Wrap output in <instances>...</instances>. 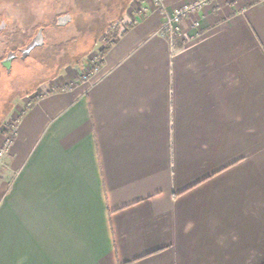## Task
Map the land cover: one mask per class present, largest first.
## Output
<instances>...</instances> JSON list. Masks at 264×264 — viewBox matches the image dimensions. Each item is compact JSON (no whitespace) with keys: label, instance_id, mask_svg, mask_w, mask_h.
Segmentation results:
<instances>
[{"label":"crops","instance_id":"crops-1","mask_svg":"<svg viewBox=\"0 0 264 264\" xmlns=\"http://www.w3.org/2000/svg\"><path fill=\"white\" fill-rule=\"evenodd\" d=\"M72 1L105 32L136 2ZM27 2L5 1L13 38ZM232 2L202 8L198 40L184 22L178 50L138 4L89 83L13 109L0 264H264V0Z\"/></svg>","mask_w":264,"mask_h":264},{"label":"rangeland","instance_id":"rangeland-1","mask_svg":"<svg viewBox=\"0 0 264 264\" xmlns=\"http://www.w3.org/2000/svg\"><path fill=\"white\" fill-rule=\"evenodd\" d=\"M5 1L7 0H0V18H3L1 12L5 10ZM135 1L134 5L127 1L124 5L123 10L126 14V17H124L126 20L125 23L122 21L123 24L120 22V25L112 24L110 26L112 31L107 32L103 31L106 26L101 27L97 24H90L89 19L87 20V25H82L85 18L78 10L74 16V22L70 26L50 27L51 18L53 19L52 23H56L58 17L74 9L72 0H59V12L56 14L57 11H55L53 15H47V13L51 12H47V8L52 5L50 0H28V2L23 5V9H28V19L24 21V23L23 21H19L22 15L21 11H17L18 14L16 15L18 16H16L15 20H18V22L16 21L15 24H17V28L20 29L18 40H15L13 36L9 34L3 36L0 41V57L6 49L15 47L17 44L30 38L33 30L35 29L34 31H36L38 27H40L39 25L46 28L48 27V45L44 49V57H42V59L38 58L40 51H35L23 66L19 64L14 65L13 74L11 76L6 73L4 67L0 63V97L4 95V90L10 86L9 84H11V89H13V91H11L12 97H10L12 101L9 100L6 105H0V145L5 135H7V129L12 128L17 121L16 115H12L14 114L13 109L15 107L18 109L17 111L21 108L25 109V99L28 103L42 97L46 92L72 87L74 85H82L87 82L89 83L92 77L100 72L105 56L104 50L111 45L119 32L120 34L122 33L121 30L128 28L134 22L132 17L134 18L138 15L136 6L139 4L140 8L146 11L148 9L147 5L154 3L155 0ZM191 1L193 2V0L185 1L178 9L193 4ZM220 1L230 0H216L211 2L208 6H213L215 5L214 3L218 4ZM255 1L257 0H233L232 4L237 5L242 3L247 6L253 5ZM17 5L19 8L22 6L20 3ZM43 8H45V11H42ZM104 9L105 7H102V10ZM201 10L202 9L192 12L190 15L180 20H175L173 26L168 27L166 23L173 17L174 11L169 14L166 9H162L163 26L160 34L164 38L170 40L174 45V49L178 50L185 42L184 40L182 42L186 34V32L182 30L183 23L185 22L189 23L191 29V31L186 34V36L188 35V39L194 41L200 39L202 37L199 18ZM112 11L113 10L108 11V14L110 15ZM128 19L132 20L131 24H129ZM36 23L38 24L36 25ZM35 25L36 28H34ZM90 27H98V29H96L98 31L94 29L90 30ZM95 39L98 40L97 44ZM53 56L56 58L55 62L50 61ZM69 79L72 81L68 82ZM11 92L9 94H11ZM1 107H4V111H2ZM3 130L6 131L3 132Z\"/></svg>","mask_w":264,"mask_h":264},{"label":"flooded vegetation","instance_id":"flooded-vegetation-1","mask_svg":"<svg viewBox=\"0 0 264 264\" xmlns=\"http://www.w3.org/2000/svg\"><path fill=\"white\" fill-rule=\"evenodd\" d=\"M73 22L74 16L71 13H66L63 16L58 17L56 19V23H53V25L50 27H68ZM47 30L48 27H39L36 31L33 30L31 37L26 41L17 44L15 47H11L5 50L3 55L0 57V63L4 67L8 75L11 76L13 74L14 65L19 64L20 66H23V64L27 62V60L33 55L35 51H40L38 55L39 59H42V57H44L43 52L48 45ZM7 34L13 35L9 30L7 19L5 18V16H3V18H0V40H2L3 36H6ZM18 34L19 31H16L14 33L15 40H18ZM50 61L55 62L56 58L53 56ZM9 85L10 86L4 90V95L0 97V105H6L9 100L12 101L10 97H12L11 91H13V89H11V84ZM10 92L11 94H9ZM1 109L2 111H4V107H1ZM5 131L6 130H3V132Z\"/></svg>","mask_w":264,"mask_h":264},{"label":"built area","instance_id":"built-area-1","mask_svg":"<svg viewBox=\"0 0 264 264\" xmlns=\"http://www.w3.org/2000/svg\"><path fill=\"white\" fill-rule=\"evenodd\" d=\"M214 1H216V0H193V2L191 1L193 4H191L189 6H185L184 8L175 9L174 13H173V17L170 18L169 21L166 23L167 26L172 27L175 20H178V19L180 20V19L186 17L187 15H190L192 12H196L205 6L210 5V3L214 2ZM164 2H165V0H155L154 1L155 4L159 5V7H161L162 9H166V7L164 6ZM15 127H16V122L12 126V128L7 129V131H6L7 135H5V138L1 142V145H0V158L4 157L10 151V149L12 148V146L14 144V138L16 135Z\"/></svg>","mask_w":264,"mask_h":264},{"label":"trees","instance_id":"trees-1","mask_svg":"<svg viewBox=\"0 0 264 264\" xmlns=\"http://www.w3.org/2000/svg\"><path fill=\"white\" fill-rule=\"evenodd\" d=\"M109 48L110 46L106 50H104V55L108 52Z\"/></svg>","mask_w":264,"mask_h":264}]
</instances>
